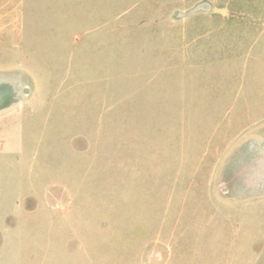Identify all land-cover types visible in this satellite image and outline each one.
Listing matches in <instances>:
<instances>
[{
  "label": "rangeland",
  "instance_id": "obj_1",
  "mask_svg": "<svg viewBox=\"0 0 264 264\" xmlns=\"http://www.w3.org/2000/svg\"><path fill=\"white\" fill-rule=\"evenodd\" d=\"M51 1L0 31V264H264V0Z\"/></svg>",
  "mask_w": 264,
  "mask_h": 264
},
{
  "label": "crops",
  "instance_id": "obj_2",
  "mask_svg": "<svg viewBox=\"0 0 264 264\" xmlns=\"http://www.w3.org/2000/svg\"><path fill=\"white\" fill-rule=\"evenodd\" d=\"M56 6L64 5L69 8L67 2L74 0H55ZM129 1V0H124ZM146 1V0H143ZM51 2H54L52 0ZM63 3V4H62ZM24 5V0H22ZM136 5V4H135ZM130 3L122 10L121 0H80L79 9L81 14L87 17H112V23L118 22L119 17L130 14ZM49 14H52V7L49 5ZM116 18V19H115ZM110 22V20L108 21ZM99 24L104 25L106 20H98ZM0 31L10 33L20 32V0H6L4 5L0 8Z\"/></svg>",
  "mask_w": 264,
  "mask_h": 264
}]
</instances>
